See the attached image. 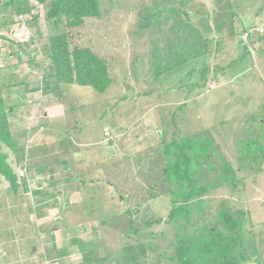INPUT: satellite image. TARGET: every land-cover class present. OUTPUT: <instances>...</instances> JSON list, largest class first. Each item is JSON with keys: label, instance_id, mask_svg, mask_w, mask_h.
<instances>
[{"label": "rangeland", "instance_id": "374dc122", "mask_svg": "<svg viewBox=\"0 0 264 264\" xmlns=\"http://www.w3.org/2000/svg\"><path fill=\"white\" fill-rule=\"evenodd\" d=\"M27 1L36 20L14 15L10 6L0 12V22L9 23L6 32L13 33L22 26L36 41L40 40L38 32L44 37L54 33L55 28L45 21L46 6L39 0ZM45 1L48 4L51 0ZM98 2L103 16L87 24H98L92 25L98 31L89 40L112 74V83L104 94L74 85L65 87L59 96L46 93L41 61L30 64L27 53L19 51L23 64L17 65V49L0 40V84L3 90L9 86L12 106H18L12 130L19 146L27 152L28 179L32 168L45 163L47 173L41 178L48 186V180L64 177L71 183L66 184V193L70 195L78 189L81 196L76 198L81 202L76 207L85 205L88 210L62 212L65 227L84 221L100 226L102 234L119 236V240L123 239L120 248L137 241L161 247L172 233L171 225L165 223L170 206L161 174V142L208 131L220 146L223 158L235 169L240 168L238 177L242 180L235 190L213 191L205 198L207 209L214 215L226 201L229 208L243 210L247 237L243 264H264V163L258 173L259 165L250 166L239 152L241 141L255 138L264 120V10L259 13L264 0H229L233 13L229 21L218 13V5L224 4L218 0H187L185 9L170 0ZM171 7L185 12L183 17L189 13V17H160L158 24L140 32L139 24L147 13L166 15ZM201 19L206 22L207 32ZM220 24L222 28L218 30ZM232 33L234 36H229ZM244 45L249 55L225 68L243 55ZM193 53L196 57L189 60ZM205 67L209 71L202 79L198 72ZM198 82L206 86L200 87ZM21 83L32 90L22 102ZM51 118L59 119L49 123ZM104 130L109 132L107 136ZM66 137L75 146L65 164L59 163L64 158L57 147ZM36 142L41 147L31 149ZM38 151L42 154L36 162L34 155ZM69 163L73 172L66 174L64 165ZM77 180L87 185L82 187ZM4 194L2 183L0 198L6 203L7 197H1ZM126 209H131V226L139 230L127 237L125 234L132 228ZM155 219L164 222L146 226ZM55 220L41 229L57 225ZM3 235L4 231L2 238ZM35 246L37 242L30 250L25 249L29 253L24 260L29 264L28 254L32 256ZM38 253L33 255V263ZM152 256L156 264H167L156 261L157 253Z\"/></svg>", "mask_w": 264, "mask_h": 264}, {"label": "trees", "instance_id": "16d2710c", "mask_svg": "<svg viewBox=\"0 0 264 264\" xmlns=\"http://www.w3.org/2000/svg\"><path fill=\"white\" fill-rule=\"evenodd\" d=\"M39 1L46 6L45 21L55 28L54 33L44 37L38 32L40 40L36 41L28 28L26 30L20 26L13 33H9L6 32L9 23L0 22V40L17 49V65L23 64L18 56L19 51L27 53L29 57L27 62L30 64L40 60L42 79L48 94L53 92L55 96L62 95L64 88L71 85L92 88L96 93L104 94L112 83V74L105 61L92 49V42L89 40V37L96 36V30L98 31L97 28L92 29V25L98 24L95 22L87 24L88 21L103 16L99 10L98 0H51L48 4L45 0ZM170 2L176 3L181 9L189 5L187 0ZM218 3H224L218 5V13L224 16L226 21L232 20L233 13L229 0H218ZM10 6L16 16L31 17L32 21L37 18V15L32 16V7L27 0H0V12L7 11ZM263 10L264 5L259 13ZM168 16L182 20L189 17V13L183 17L182 11L177 7H171L166 15L149 12L142 19V24H139L140 32L146 31L154 23L158 24L160 17ZM204 25V31L207 32L206 22ZM217 27L220 30L222 24ZM229 36L233 37L234 33ZM218 43L219 41L216 42V46ZM243 48V55L232 60L225 68L249 55L245 45ZM207 52L208 47L203 54L207 55ZM195 57L196 54L193 53L189 60ZM214 69L218 70L217 67ZM207 71L209 68L206 67L202 72L199 71V77L203 79ZM20 85L23 87L19 97L22 102L32 90L28 89L26 84ZM197 85L202 87L206 86V83L198 82ZM8 87L3 90L0 84V185L3 183L4 189L9 192L27 194L29 191L25 168L27 152L19 146L18 138L12 130L13 117L18 106H12ZM161 143V155L164 160L161 174L170 206L165 223L171 225L172 233L168 239H164L165 243L161 247L141 241L124 243L120 248V264H156L153 253H157V262L164 261L167 264H243L247 245L245 212L241 209L233 210L226 201H223L214 215H211L205 200L217 189L235 190L238 182L242 180L238 177L240 168L235 169L223 158L220 146L214 142L208 131L195 133L191 137L164 139ZM57 148L64 158L59 163L66 164L69 161L68 154L73 149L70 138L60 140ZM239 152L244 162L250 166L258 164L257 172H261L264 163V120L255 138L241 141ZM46 166L44 163L42 166L32 168L31 177L34 174L43 177L47 173ZM23 171L24 174L21 175ZM48 181L49 186H56L53 180ZM40 191L32 190L34 204L35 199L37 202V195H42ZM122 200L126 201V198L123 197ZM51 202L54 205L57 203ZM124 213L128 215L131 226L133 224L130 217L131 209H126ZM162 222L164 220L155 219L146 226ZM131 228L125 237L128 233H139V230L132 226Z\"/></svg>", "mask_w": 264, "mask_h": 264}, {"label": "crops", "instance_id": "0c3cea01", "mask_svg": "<svg viewBox=\"0 0 264 264\" xmlns=\"http://www.w3.org/2000/svg\"><path fill=\"white\" fill-rule=\"evenodd\" d=\"M58 119L51 118L49 123ZM70 140L74 148V142L71 138ZM39 143H34L31 149H39L41 147ZM40 156V152L34 155L36 162ZM64 167L66 168L63 169L64 173L73 172L70 163ZM30 178L27 194L22 192L15 194L4 189L5 194L1 197H7L8 200L5 203L3 198H0V264H29L25 262L24 257L35 242L37 246L32 251L31 257L28 254L27 259L33 263V255L38 253L37 247H39V258L33 264H45V262L48 264H120L119 236L113 238L108 232L102 234L100 226L90 225L84 221L76 222V225H68V227L63 225L62 212L66 213L72 209L84 212L88 210L85 205L83 208L76 207L81 202L76 198L81 196L78 189L70 195V192L66 193L65 190L68 189L66 184L69 179L53 178V182L55 183L56 180L58 184L52 187L48 186V182L43 181L41 177ZM77 182L81 183L82 187L87 185L84 180H77ZM34 189L41 190L42 194L37 195L35 204L32 195ZM75 192L78 195L74 194ZM50 196L51 199H49ZM63 200L65 204H62ZM51 201H57V203L54 205ZM60 204H62L61 210ZM54 219L57 225L41 229ZM100 223L101 226L104 225L102 221ZM2 231L5 234L4 238H2ZM26 248L29 249L28 252L25 251ZM41 258L43 262L40 261Z\"/></svg>", "mask_w": 264, "mask_h": 264}, {"label": "built area", "instance_id": "2783aa9c", "mask_svg": "<svg viewBox=\"0 0 264 264\" xmlns=\"http://www.w3.org/2000/svg\"><path fill=\"white\" fill-rule=\"evenodd\" d=\"M104 135L107 136L108 132L105 130ZM22 175V174H21ZM45 264H48V262H45Z\"/></svg>", "mask_w": 264, "mask_h": 264}, {"label": "water", "instance_id": "95a60500", "mask_svg": "<svg viewBox=\"0 0 264 264\" xmlns=\"http://www.w3.org/2000/svg\"><path fill=\"white\" fill-rule=\"evenodd\" d=\"M183 14L185 13V12H182Z\"/></svg>", "mask_w": 264, "mask_h": 264}]
</instances>
